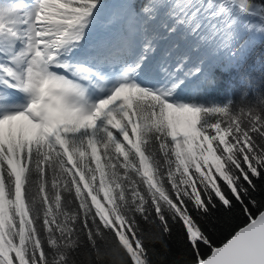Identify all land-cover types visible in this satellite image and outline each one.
Returning a JSON list of instances; mask_svg holds the SVG:
<instances>
[{
	"label": "snow or ice",
	"instance_id": "obj_1",
	"mask_svg": "<svg viewBox=\"0 0 264 264\" xmlns=\"http://www.w3.org/2000/svg\"><path fill=\"white\" fill-rule=\"evenodd\" d=\"M257 40L264 0H0V264H264V81L212 96Z\"/></svg>",
	"mask_w": 264,
	"mask_h": 264
},
{
	"label": "trees",
	"instance_id": "obj_2",
	"mask_svg": "<svg viewBox=\"0 0 264 264\" xmlns=\"http://www.w3.org/2000/svg\"><path fill=\"white\" fill-rule=\"evenodd\" d=\"M215 71L218 78L222 81V84L227 87H222L218 91L212 93V96L216 99H221L227 91L229 94H234L235 99H239V93L248 79H251L257 86H259L261 81H264V42L257 40L252 58L239 71L226 69L222 65L216 67ZM244 222L245 219L237 213L230 219L227 225L216 232L213 236V241L217 244L220 243L233 228L241 226ZM168 243L172 254L167 255V259L171 260L173 254L183 246V241L180 238L178 230H173V236ZM157 249L161 255H165L159 245H157ZM79 259L83 264H87L89 259L87 252H82ZM153 264H161L158 256H153Z\"/></svg>",
	"mask_w": 264,
	"mask_h": 264
}]
</instances>
